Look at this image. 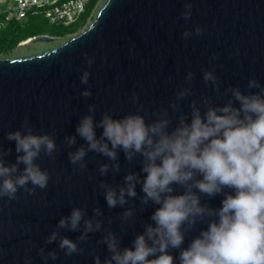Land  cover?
Masks as SVG:
<instances>
[{
  "label": "water",
  "instance_id": "obj_1",
  "mask_svg": "<svg viewBox=\"0 0 264 264\" xmlns=\"http://www.w3.org/2000/svg\"><path fill=\"white\" fill-rule=\"evenodd\" d=\"M186 2L192 3V17L187 21L181 17ZM196 27L202 29L201 35L183 37ZM17 48L0 57V149L10 150L5 164L10 166L23 155L16 152V142L9 141L7 133L20 130L23 134L25 119L34 134H53L57 151L55 159L42 153L36 160L50 175L45 189L38 188L34 195L20 189L18 199L12 201L0 198V264H25V257L31 264H45L37 255L41 247H45V255L57 252V259H49L47 264H94L96 255L101 261L110 255L105 245L97 243L104 234L112 231L120 238L121 249L132 248L144 226L154 224L150 217L159 205H141L144 193L137 184V198H130L124 207L109 208L99 187L101 181L119 187L129 172L143 179L146 173L141 171L140 156L128 162L120 151V171L104 176L99 167L111 162L103 155L89 152L85 169L69 162L68 152L87 147L76 128L90 114L88 106H96L94 123L105 111L115 119L140 114L151 123L156 119L154 112L168 109L171 131L180 112L191 121L192 100L199 106L201 98L209 96L214 106H222L230 98H217L211 85L205 84L202 69L215 73L221 94L237 86L244 94L258 93L259 89H248L247 84L255 78L264 86V0H101L83 31L67 38L38 35ZM86 54L94 60L91 67L85 62ZM84 71L90 73L88 84L80 80ZM188 72L194 74L191 84H185ZM181 87H191L194 94L179 101L180 111L173 112L170 104ZM85 89L92 95L83 97ZM134 96L139 98L137 103H133ZM234 107L239 108V102ZM95 131L99 138L103 129ZM66 136H76V144L68 146ZM24 167L19 165L21 171ZM172 187L174 195L183 194L179 185ZM224 191L235 195L233 189ZM223 199L222 194L202 196L201 203L220 208ZM76 207L85 209L88 218L96 207L103 213L99 217L104 221L103 231L89 233L86 242L77 240L80 231L56 228ZM128 208H134L135 215L122 223L119 216ZM206 228V223L197 224L181 248L186 249ZM54 230L76 241L83 254L65 256L58 240L45 245ZM179 253L180 249L170 250L175 264H180Z\"/></svg>",
  "mask_w": 264,
  "mask_h": 264
},
{
  "label": "clouds",
  "instance_id": "obj_2",
  "mask_svg": "<svg viewBox=\"0 0 264 264\" xmlns=\"http://www.w3.org/2000/svg\"><path fill=\"white\" fill-rule=\"evenodd\" d=\"M181 17L185 21L192 17L191 2L184 4ZM201 33L202 29L196 27L194 32L185 31L183 37L187 39ZM84 59L91 67L93 58L86 54ZM202 72L205 84L211 85L217 98L220 95L230 98L222 106H214L209 96L202 97L199 106L192 100L189 104L191 121L180 112L171 131L168 109L154 112L156 119L151 123H146L140 114L115 119L108 111L94 123L95 105H89L90 114L81 118L76 133L86 141L87 147L68 152L73 166L85 169L86 155L95 152L111 162L100 165L99 172L104 176L109 171L113 174L120 171V151L128 162L142 157L141 171L146 173L143 179L129 172L119 187L100 182L108 207H124L130 198H137V184L144 193L140 197L141 205H159L150 217L154 224L144 226V232L133 240L132 248L121 249L120 238L114 232L104 234L97 243L105 245L110 255L103 261L96 255L94 264H175L169 254L174 249H180V264H264V86L252 78L247 88L259 89L258 93L244 94L237 86L228 87L221 94L215 73L203 69ZM89 76L90 73L84 71L81 83L88 84ZM193 77L194 74L188 72L185 84H191ZM193 94L191 87H181L170 104L173 112L180 111L179 101ZM81 95L89 97L92 93L85 89ZM138 99L134 96L133 103ZM234 102H239L240 107H234ZM22 127L23 134L20 130L7 133V139L16 142V152L23 153L17 156L16 163L6 166L5 157L10 150L0 149V198L6 197L9 201L18 199L20 189L34 195L38 188L48 186L49 172L42 170L36 160L42 153L55 159L57 151L53 134H34L27 119ZM96 128L103 129L99 138ZM65 142L68 146L75 145L76 136H66ZM20 164L25 165L22 171ZM173 184L183 188V194L174 195ZM225 189H233L235 195L225 193ZM220 194L224 195L220 208L201 203L202 196ZM134 215L135 209L128 208L119 219L126 223ZM101 216L99 207L93 209L91 218L87 217L85 209L76 207L69 216L59 220L56 228L80 231L77 240L86 242L89 233L103 231ZM199 223H206L207 228L202 229L186 249L181 248L186 235ZM58 230L50 233L45 245L58 240V247L65 256L83 254L84 249L76 241ZM37 255L45 264L49 259H57L55 250L45 255V247L39 248ZM150 256L155 258L149 259ZM24 259L25 264H31L28 257Z\"/></svg>",
  "mask_w": 264,
  "mask_h": 264
},
{
  "label": "trees",
  "instance_id": "obj_3",
  "mask_svg": "<svg viewBox=\"0 0 264 264\" xmlns=\"http://www.w3.org/2000/svg\"><path fill=\"white\" fill-rule=\"evenodd\" d=\"M99 1L90 0L85 13L76 22L69 25H52L43 15L32 13L22 20L10 21L9 24L0 27V55L12 52L21 41L30 37L49 35L64 38L79 32L87 26Z\"/></svg>",
  "mask_w": 264,
  "mask_h": 264
},
{
  "label": "built area",
  "instance_id": "obj_4",
  "mask_svg": "<svg viewBox=\"0 0 264 264\" xmlns=\"http://www.w3.org/2000/svg\"><path fill=\"white\" fill-rule=\"evenodd\" d=\"M89 2L90 0H0V4H3L0 5V17H3L4 22H10L22 20L32 13L43 15L55 25H69L85 13ZM96 9L94 8L93 13ZM93 13L88 23L92 20Z\"/></svg>",
  "mask_w": 264,
  "mask_h": 264
},
{
  "label": "rangeland",
  "instance_id": "obj_5",
  "mask_svg": "<svg viewBox=\"0 0 264 264\" xmlns=\"http://www.w3.org/2000/svg\"><path fill=\"white\" fill-rule=\"evenodd\" d=\"M100 1H101V0H100ZM100 1H99L98 4L96 5L95 9H96V8L98 7V5L100 4ZM0 5L3 6V4H0ZM93 14L95 15V12H94ZM92 20H93V18H92ZM92 20H91V21H92ZM48 22H49V21H48ZM7 23L9 24V22H4V21H3V17H0V24H2V26L7 25ZM49 23H50V22H49ZM50 24H52V23H50ZM89 24H90V22L87 24V26H88ZM52 25H55V24H52ZM87 26L83 27L79 32L83 31ZM79 32H77V33H79ZM77 33H75V34H71V35L66 36V37H64V38L74 36V35H76ZM8 55H10V54L0 55V57H6V56H8Z\"/></svg>",
  "mask_w": 264,
  "mask_h": 264
},
{
  "label": "flooded vegetation",
  "instance_id": "obj_6",
  "mask_svg": "<svg viewBox=\"0 0 264 264\" xmlns=\"http://www.w3.org/2000/svg\"><path fill=\"white\" fill-rule=\"evenodd\" d=\"M34 37H36V36H34ZM34 37H30V38H34ZM30 38H28V39H26V40H24V41H21L19 44H22V43H26ZM18 44V45H19ZM39 43H36L35 45H38ZM18 45L16 46V48L12 51V52H10V53H8V54H12V53H14L15 51H17V47H18ZM31 46H33V45H31ZM26 49V48H25ZM29 50V49H28Z\"/></svg>",
  "mask_w": 264,
  "mask_h": 264
}]
</instances>
